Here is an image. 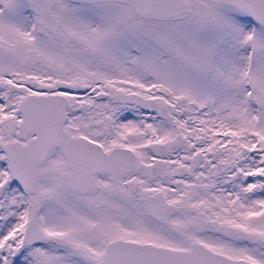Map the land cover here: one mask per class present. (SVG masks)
<instances>
[{"label": "snow or ice", "instance_id": "1", "mask_svg": "<svg viewBox=\"0 0 264 264\" xmlns=\"http://www.w3.org/2000/svg\"><path fill=\"white\" fill-rule=\"evenodd\" d=\"M0 264H264V0H0Z\"/></svg>", "mask_w": 264, "mask_h": 264}]
</instances>
